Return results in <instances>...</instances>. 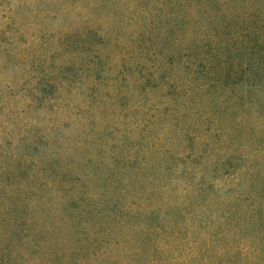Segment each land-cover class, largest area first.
<instances>
[{
    "label": "trees",
    "instance_id": "trees-1",
    "mask_svg": "<svg viewBox=\"0 0 264 264\" xmlns=\"http://www.w3.org/2000/svg\"><path fill=\"white\" fill-rule=\"evenodd\" d=\"M97 2L125 12L140 39L155 26L172 34L167 55L190 70L188 87L178 84L185 113L176 104L173 114L185 140L174 152L144 139L128 156L112 153L105 172L78 177L54 166L71 149L41 160L33 135L7 170L30 167L28 177L0 194V252L10 240L16 255L35 244L48 264H264V0ZM193 129L201 140L185 155ZM174 162L184 166L177 194L160 183Z\"/></svg>",
    "mask_w": 264,
    "mask_h": 264
},
{
    "label": "rangeland",
    "instance_id": "rangeland-1",
    "mask_svg": "<svg viewBox=\"0 0 264 264\" xmlns=\"http://www.w3.org/2000/svg\"><path fill=\"white\" fill-rule=\"evenodd\" d=\"M101 5L97 0H0L1 195L28 177L30 167L7 170L17 152L28 150L33 135L32 148H40L41 160L71 149L54 166H70L78 177L105 172L112 153L128 156L144 139L181 150L185 124L176 129L173 114L176 104L185 113L177 102L185 93L178 84L188 87L190 70L186 62L174 63L167 55L172 34L155 26L150 40L140 39L125 12L113 16ZM80 34L92 37L79 43ZM143 81L147 85L142 88ZM192 132L195 144L185 155L201 140L197 129ZM183 169L174 162L161 185L177 194ZM222 179L218 174V188ZM145 184L137 187L143 190ZM3 223L0 219V228ZM16 239L24 244V238ZM40 251L34 244L16 255L7 240L0 264H48Z\"/></svg>",
    "mask_w": 264,
    "mask_h": 264
}]
</instances>
